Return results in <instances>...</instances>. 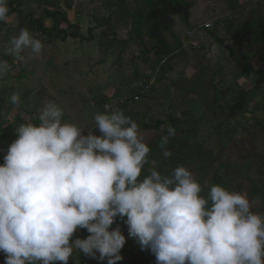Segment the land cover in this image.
<instances>
[{
  "label": "rangeland",
  "instance_id": "374dc122",
  "mask_svg": "<svg viewBox=\"0 0 264 264\" xmlns=\"http://www.w3.org/2000/svg\"><path fill=\"white\" fill-rule=\"evenodd\" d=\"M18 1L19 10L9 13L7 24H0V59L10 65L0 80V149L4 150L0 164L16 139L15 127L37 119L47 102L55 101L64 110L63 119L85 127L86 135L95 113L119 108V99L138 92L140 79L149 73L151 90L131 107L121 106L126 114L134 113L132 119L150 147L141 178L149 168L168 175L183 165L205 192L214 184L224 186L246 195L254 202L253 211L264 213V43L242 27L264 15V0H180L191 4L187 17L179 9L165 19L172 20L170 32L180 40L183 53L171 54L157 65L146 51L153 41L146 37L138 41L131 29L132 0H58L57 8L72 25L59 27L76 31L79 37L49 41L33 31L44 45L42 55L33 58L25 50L19 61L6 56L9 39L19 34L18 19L28 12L37 17L44 5L40 0ZM14 2L8 0V6ZM44 23L49 27L51 20ZM162 35L173 48L169 33ZM244 53L249 75L242 70ZM166 59L170 70L163 71ZM211 81L219 93L217 103ZM241 89L246 93L245 109L232 110ZM13 93L20 96L17 105L8 99ZM169 125L176 134L169 138L172 154L165 158L158 145ZM117 225L126 243L140 248L119 218L112 228ZM84 235L76 232L74 239ZM81 254H73L72 264H83ZM124 255L128 257V252ZM118 263L132 264L129 258Z\"/></svg>",
  "mask_w": 264,
  "mask_h": 264
},
{
  "label": "clouds",
  "instance_id": "9594fccd",
  "mask_svg": "<svg viewBox=\"0 0 264 264\" xmlns=\"http://www.w3.org/2000/svg\"><path fill=\"white\" fill-rule=\"evenodd\" d=\"M9 12L8 0H0V24L9 22ZM25 50L35 58L44 45L21 28L4 54L19 61ZM9 68L0 59V80ZM8 99L17 105L20 96ZM63 118L55 101L44 104L38 123L15 127L0 164L5 264H68L81 252L98 264H117L126 243L120 226L112 228L117 218L156 264H264V213L253 211L246 195L215 184L205 192L183 165L168 175L149 168L141 178L150 147L122 109L95 113L86 135ZM175 134L169 125L161 136L165 158ZM80 229L89 235L72 239Z\"/></svg>",
  "mask_w": 264,
  "mask_h": 264
},
{
  "label": "trees",
  "instance_id": "16d2710c",
  "mask_svg": "<svg viewBox=\"0 0 264 264\" xmlns=\"http://www.w3.org/2000/svg\"><path fill=\"white\" fill-rule=\"evenodd\" d=\"M44 1L42 4L43 7L40 11V14L37 17H34L31 12L25 13L18 19L17 31L19 33L21 28H27L30 32H37L39 35L46 36L49 41H64L67 37L77 38L79 37L76 31H68L67 28H71V24L68 22L66 15L57 8L58 0H40ZM135 2V6L130 9V16L132 17L131 29L136 35L137 40L139 41L142 37H146L153 41V45L146 51L151 52L157 65L163 58H169L172 54H181L183 53L181 48L180 40L170 32L171 28V19H164L163 16L167 11L169 5L172 7L176 4L182 6H187L188 9L191 6L190 3L184 1L183 3L180 0H132ZM19 1L15 0L14 5L10 6V12H17L19 10ZM184 4V5H183ZM123 5V1H121ZM183 16V15H182ZM45 19L51 20V25L47 27L44 23ZM185 19V17H184ZM61 24H64L66 27H59ZM242 27L245 30H248L252 33L255 39L258 42L264 43V15H257L244 23ZM163 32H168L171 36L172 42L174 44L173 48L166 41ZM218 43H221L219 40H216ZM175 52V53H174ZM171 55V56H172ZM241 58L245 61L242 66V70L246 75L250 74V68L248 67L249 58L248 54L244 53L241 55ZM165 60V68L163 71L170 70L168 66V60ZM147 78L142 77L140 80ZM140 81V83H141ZM211 88L214 93L213 101L218 102L219 93L216 91L214 82L211 81ZM140 90V89H139ZM138 93L140 98L145 93ZM246 105V93L244 90H239L236 101L232 105V110H244ZM126 107L125 105H120ZM126 114V113H125ZM127 116L131 118L134 117V113H127ZM32 122V121H30ZM32 123H38V119H35Z\"/></svg>",
  "mask_w": 264,
  "mask_h": 264
},
{
  "label": "crops",
  "instance_id": "0c3cea01",
  "mask_svg": "<svg viewBox=\"0 0 264 264\" xmlns=\"http://www.w3.org/2000/svg\"><path fill=\"white\" fill-rule=\"evenodd\" d=\"M112 73H115L114 72V70H113V72ZM129 96V95H128ZM127 97V96H126ZM121 98H125V97H121ZM120 98V99H121ZM137 102V101H136ZM136 102H130L129 104H128V106H132V105H134ZM127 106V107H128ZM4 163V162H3ZM3 163H1V164H3ZM77 233L79 234H82V233H84L85 235H84V238H86L88 235H89V233L86 231V230H84V229H80V230H78L77 231ZM74 237H75V233H74V235H73V238L72 239H74ZM129 243H125V245H124V247L122 248V250H121V255H122V257H123V259H122V262H123V260L124 259H127V258H129V259H131V262H132V264H156V258H155V256L150 252V251H146V253H143V251H141V249L140 248H138L137 246H131L130 244L128 245ZM127 245V246H126ZM127 253L128 252V257H126L125 255H124V253ZM78 254H81V253H78ZM130 255V256H129ZM81 258H82V263L83 264H89V263H91L92 262V260H91V262L89 261L90 260V258L89 257H87V256H85L84 254H81ZM72 262H75V258H72V257H70L69 258V261H68V264H72ZM56 263H58V261L57 262H53V264H56ZM118 263V262H117ZM0 264H5V255H4V253L3 252H0ZM118 264H120V263H118Z\"/></svg>",
  "mask_w": 264,
  "mask_h": 264
},
{
  "label": "built area",
  "instance_id": "2783aa9c",
  "mask_svg": "<svg viewBox=\"0 0 264 264\" xmlns=\"http://www.w3.org/2000/svg\"><path fill=\"white\" fill-rule=\"evenodd\" d=\"M203 26L208 28L210 26V23H206ZM191 32H193V31H188L187 34H191ZM147 75H146V77H147ZM152 83H153V78L151 76L147 77V78H144L141 81V83H139V86H140L139 92L147 94L151 90ZM139 98H140L139 94L135 93V94L129 95L128 97L119 99V104L128 106V104L130 102H136V101L139 100Z\"/></svg>",
  "mask_w": 264,
  "mask_h": 264
},
{
  "label": "water",
  "instance_id": "95a60500",
  "mask_svg": "<svg viewBox=\"0 0 264 264\" xmlns=\"http://www.w3.org/2000/svg\"><path fill=\"white\" fill-rule=\"evenodd\" d=\"M179 9L182 10V15L183 17H187V12H188V7L187 6H182L180 4H176L172 7H170L167 11H166V18H170L169 16L175 13L179 12Z\"/></svg>",
  "mask_w": 264,
  "mask_h": 264
},
{
  "label": "flooded vegetation",
  "instance_id": "af4514ba",
  "mask_svg": "<svg viewBox=\"0 0 264 264\" xmlns=\"http://www.w3.org/2000/svg\"><path fill=\"white\" fill-rule=\"evenodd\" d=\"M167 1H169V0H167ZM170 7H171V6L169 5L168 9H169ZM168 9H167V10H168ZM165 17H166V12H165L163 18L165 19Z\"/></svg>",
  "mask_w": 264,
  "mask_h": 264
}]
</instances>
